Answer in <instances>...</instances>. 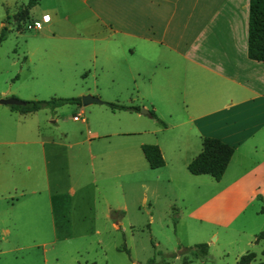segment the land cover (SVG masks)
Masks as SVG:
<instances>
[{"label":"crops","instance_id":"1","mask_svg":"<svg viewBox=\"0 0 264 264\" xmlns=\"http://www.w3.org/2000/svg\"><path fill=\"white\" fill-rule=\"evenodd\" d=\"M35 10V20L42 14L49 19L33 29L35 43L27 53L52 60L56 52H70L78 77L86 61L92 62L84 77L91 87L86 82L74 97H126V105L147 113L122 110L128 115L116 117L113 111L119 109L96 103L105 107H91L102 115L86 136L61 125L55 126V136L54 127L42 131L38 111L46 108L21 113L0 104V230L9 235L14 229L13 235L21 237L44 220L41 225L49 228L53 241L71 238L70 231L60 229L77 227L75 218L84 215L63 198L62 185H67L65 195L86 196L84 165L95 171V163L103 165L118 154L138 161L140 145L155 144L163 165L148 166L150 178L169 187L163 194L174 200L173 227L182 228L177 245L206 243L208 250L220 238L236 239L234 260L248 251L264 220L254 208V202L264 203V61L247 57L248 0H38L28 9L27 22ZM41 66L48 73L54 68L52 63ZM9 96L33 98L10 88L0 91V98ZM109 109L113 117L106 115ZM120 135L137 137L104 142ZM202 137L233 148L219 180L186 168L200 151ZM91 183L95 190V178ZM85 210L96 218L93 204ZM110 210L103 208L105 218ZM32 245V240L25 243Z\"/></svg>","mask_w":264,"mask_h":264},{"label":"rangeland","instance_id":"2","mask_svg":"<svg viewBox=\"0 0 264 264\" xmlns=\"http://www.w3.org/2000/svg\"><path fill=\"white\" fill-rule=\"evenodd\" d=\"M22 2L25 0H0V23L7 29L5 39L0 42V91L10 88L19 94L33 96L31 99L74 97L80 86H86L84 77L89 75L92 62L86 61L87 67L78 77L75 76L72 64L76 56L70 52H56L52 60L44 54L27 53L26 48L35 43V38L34 30L25 27V7L16 8ZM37 18L35 10L30 14L29 20ZM47 63L54 65L49 73L48 69L45 70L41 66ZM60 77L66 78V81L60 80ZM86 84L91 87L89 78ZM119 98L117 101L102 100L126 105V97ZM78 105L65 103L54 110H39L38 115L43 123L42 131L49 132V127H54V134L58 136L59 131L56 128L61 125L68 130L78 128L80 135L86 136L87 130H90L91 125L102 115L91 110V107L105 106L96 103L82 106L80 102ZM106 111V115L113 117L110 109ZM113 112L116 117L128 115L122 110ZM73 115L79 120L74 121ZM81 117L85 119L84 122L80 120ZM55 119L58 120L50 122ZM130 137L137 136H111L104 142L133 139ZM137 153L141 164L136 161L134 155H130L127 161L124 156L118 154L116 159L104 161L103 165L100 163L97 166L95 163V171L89 165H84L81 181L88 184L86 196L75 194L71 197V193L65 195L67 185H62L63 198L72 203L77 215H84L83 219L75 218L77 227L60 229L64 234L70 231L69 240H60L59 237V240L53 241L49 228L41 225L44 223L43 218L42 221L39 220L38 228L23 231L21 237L20 234L13 235L14 229H9V235L0 230V249L3 251L0 253V264H147L149 260H153L155 264H236L233 256L236 246L239 247L240 244L236 239L229 242L228 239H218L209 246L207 255L203 257H194L188 252L179 253L181 246L177 244L178 237L182 238V228L173 227L176 220L175 211L172 209L174 200L163 194L169 187L152 181V170L144 162L138 149ZM92 178L96 180L95 190L94 184L91 183ZM41 204L43 205V202H39V205ZM89 204H93L96 209L94 220L88 217L85 210ZM106 205L112 209L107 218L102 211ZM120 205L124 206V211L115 207ZM254 208L258 211L256 217L264 219V203L254 202ZM111 211L113 215H110ZM149 213L152 214V221L148 220ZM116 220L120 221L117 228L110 227L109 223ZM257 228L264 230V220ZM34 236L36 239L33 240ZM13 239L17 242H13ZM29 240H32L34 245L26 247L25 243ZM176 246L179 249L177 251ZM263 248L264 240L253 242L244 254L252 252L251 262L264 261L261 254ZM171 252L176 255L169 256Z\"/></svg>","mask_w":264,"mask_h":264},{"label":"trees","instance_id":"3","mask_svg":"<svg viewBox=\"0 0 264 264\" xmlns=\"http://www.w3.org/2000/svg\"><path fill=\"white\" fill-rule=\"evenodd\" d=\"M38 0H27L24 4L25 16L28 9L37 3ZM6 37V28H0V42ZM247 57L257 61H264V0H248V19H247V39H246ZM24 105H10L9 108L17 110L21 113L36 111L42 108L53 110L54 108L65 103H79V97H50L48 99H29L24 100ZM111 109L134 110L138 111L137 106L116 104L112 102H104ZM150 115L157 119L154 113ZM158 120V119H157ZM140 150L150 168H156L163 165V159L160 151L155 144H141ZM233 152V148L220 140L213 137L201 138V149L195 157H193L186 165L189 173L207 174L214 180H219ZM113 211H111L110 215ZM255 240H264V230L256 233ZM179 253L188 252L194 257H203L207 253L206 243H196L190 247H182ZM264 256V248L261 250ZM169 256L176 255L174 252ZM252 252L240 255L236 260V264H264V261L251 262ZM147 264H155L153 260H149Z\"/></svg>","mask_w":264,"mask_h":264},{"label":"water","instance_id":"4","mask_svg":"<svg viewBox=\"0 0 264 264\" xmlns=\"http://www.w3.org/2000/svg\"><path fill=\"white\" fill-rule=\"evenodd\" d=\"M80 103L82 105H87L91 103H103L99 98L96 96L90 95V94H83L80 97ZM0 104L2 105H24L25 101L22 99H19L17 97L9 96V97H1L0 98ZM140 113L145 114L147 113L146 109L140 108Z\"/></svg>","mask_w":264,"mask_h":264},{"label":"built area","instance_id":"5","mask_svg":"<svg viewBox=\"0 0 264 264\" xmlns=\"http://www.w3.org/2000/svg\"><path fill=\"white\" fill-rule=\"evenodd\" d=\"M46 17H47V19H46ZM48 19L49 18H48V15L47 14H42L40 16V19L39 20H33V21L26 22L25 27L28 28V29H38V28H40L41 23L44 22V21H47ZM76 118H77V116L74 115L73 116V119H76Z\"/></svg>","mask_w":264,"mask_h":264},{"label":"clouds","instance_id":"6","mask_svg":"<svg viewBox=\"0 0 264 264\" xmlns=\"http://www.w3.org/2000/svg\"><path fill=\"white\" fill-rule=\"evenodd\" d=\"M46 19H47V17H46ZM39 26V25H38Z\"/></svg>","mask_w":264,"mask_h":264}]
</instances>
